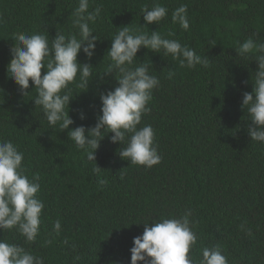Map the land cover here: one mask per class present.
Here are the masks:
<instances>
[{
    "label": "trees",
    "instance_id": "obj_1",
    "mask_svg": "<svg viewBox=\"0 0 264 264\" xmlns=\"http://www.w3.org/2000/svg\"><path fill=\"white\" fill-rule=\"evenodd\" d=\"M76 3L0 0V139L19 146L29 175L40 174L38 198L45 203L35 242H26L15 229L0 231V240L25 247L45 264H131L130 250L144 232L143 222L191 209L198 241L190 256L199 258L203 248L219 244L229 264H264V143L252 141L247 132L251 121L241 108L243 93L253 89L251 71L257 65L239 59L235 50L249 37L264 41V0H95L103 8L93 35L101 40L91 60L83 52L78 59L96 67L98 75L88 91L71 101L75 122L60 132L50 129L31 101L34 91L23 97L7 65L14 33L46 27L54 38L57 29L74 31ZM155 3L166 6L168 16L144 27L142 8ZM181 4L188 6L189 30L172 23L171 13ZM123 26L160 31L208 57L211 66L181 68L163 51L141 48L138 58L152 64L161 81L141 126L154 128L162 161L150 169L131 164L118 155L121 145L111 142L110 133L96 151L102 170L94 173V162L70 141L68 131L94 126L102 114L100 92L118 86L115 74H99L109 63L105 55L111 39ZM56 219L61 220V234L46 245ZM65 238L69 245L62 243ZM77 255L80 259L74 261Z\"/></svg>",
    "mask_w": 264,
    "mask_h": 264
},
{
    "label": "clouds",
    "instance_id": "obj_2",
    "mask_svg": "<svg viewBox=\"0 0 264 264\" xmlns=\"http://www.w3.org/2000/svg\"><path fill=\"white\" fill-rule=\"evenodd\" d=\"M102 8V5L95 4V0H77L71 13L74 31L57 29L54 38L46 27L42 31L14 33L8 76L18 85L23 97L35 92L31 101L40 107L50 129L58 128L63 132L74 124L70 116L71 101L88 91L98 75L94 71L96 67L79 62L78 57L83 52L91 60L96 54L97 41L101 39L99 35H93L97 33L93 26L101 19ZM168 12L169 9L160 3L150 8L144 6L142 13L146 23L143 26L159 24ZM171 19L173 24L189 30L188 6L181 4L174 9ZM119 29L105 55L109 60L106 70L99 74L101 78L115 74L118 86L100 92L102 114L97 116L94 126L81 125L68 131L70 141L78 150L87 153L88 161L94 162V173L102 170L96 163V151L110 133L114 134L111 142L121 145L118 155L131 164L150 169L162 161L154 128L149 124L141 126L143 117L151 111L149 102L153 99V92L161 83L152 64L138 58L141 48L154 53L163 51L164 56L178 61L181 68L194 69L200 65L207 69L211 66L208 57L202 58L193 48L177 39L167 38L160 31L133 30L128 26ZM174 35V32L167 33V36ZM238 45L235 48L238 58L254 61L257 65L256 70H250L253 89L243 93L241 103L242 111L247 112L251 121L247 132L252 141L264 143V41L249 37ZM173 75L174 72L170 71L168 78ZM80 89L86 90L78 91ZM79 118H87L83 110L79 112ZM24 159L25 155L17 144L0 139V231L15 229L26 242L32 243L41 232L45 203L38 198L41 176L39 173L29 175ZM191 217L192 210L186 209L178 217L162 216L159 220L143 222L144 232L134 238V247L130 250L131 264H229L219 244L203 248L199 258L190 256L198 241ZM240 228L251 234L244 225ZM61 231V220L56 219L45 244H53ZM62 243L69 245V240L65 238ZM71 247L75 250L76 246L72 244ZM79 259L78 255L74 257V261ZM0 264H45V259L21 245L0 240Z\"/></svg>",
    "mask_w": 264,
    "mask_h": 264
}]
</instances>
